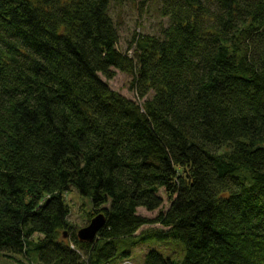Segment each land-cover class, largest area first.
<instances>
[{"label":"trees","instance_id":"1","mask_svg":"<svg viewBox=\"0 0 264 264\" xmlns=\"http://www.w3.org/2000/svg\"><path fill=\"white\" fill-rule=\"evenodd\" d=\"M128 1L0 0V262L107 264L157 236L184 258L144 264H264V0H141L168 25L122 51ZM73 190L106 217L94 242Z\"/></svg>","mask_w":264,"mask_h":264},{"label":"rangeland","instance_id":"2","mask_svg":"<svg viewBox=\"0 0 264 264\" xmlns=\"http://www.w3.org/2000/svg\"><path fill=\"white\" fill-rule=\"evenodd\" d=\"M140 2L141 0H129L123 5L114 6L112 9L114 20L119 27L121 35L119 48L122 51L128 48L130 41L136 33L159 37L162 30L168 25V20L161 16L158 3L142 6ZM132 79L133 78L128 74L117 72V76L113 80L107 82L114 91L119 92L127 98L136 99L135 94L131 90ZM66 199L71 207L69 220L79 230L88 227L91 223H89V214L94 213L95 217L98 216L93 210L91 199L80 196L75 190L68 193ZM163 208L165 211L170 208V202L167 200L166 196ZM158 213L159 211L147 212L145 210H140V214L151 219H155ZM153 228L161 229V226H145L142 230ZM116 244L118 255L107 264H124L126 260L124 255L128 252L130 253V257L129 263L126 264H144L145 256L150 250H157L165 257H170L174 260H182L185 253V246L179 240H170L157 236L147 238L145 236L125 238L117 240ZM177 246L178 249L180 248L183 250L180 257L177 255ZM17 259L19 262L16 259L1 258L0 264H31V261L23 255L17 257ZM32 261L34 262L35 260L33 259Z\"/></svg>","mask_w":264,"mask_h":264},{"label":"water","instance_id":"3","mask_svg":"<svg viewBox=\"0 0 264 264\" xmlns=\"http://www.w3.org/2000/svg\"><path fill=\"white\" fill-rule=\"evenodd\" d=\"M105 225L106 217L103 214H99L91 221L88 227L79 230L78 237L85 242H94Z\"/></svg>","mask_w":264,"mask_h":264}]
</instances>
